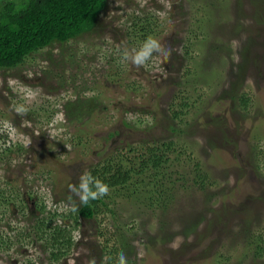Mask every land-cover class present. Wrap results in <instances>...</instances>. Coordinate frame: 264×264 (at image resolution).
Returning <instances> with one entry per match:
<instances>
[{"label":"rangeland","instance_id":"obj_1","mask_svg":"<svg viewBox=\"0 0 264 264\" xmlns=\"http://www.w3.org/2000/svg\"><path fill=\"white\" fill-rule=\"evenodd\" d=\"M136 13L148 43L125 31ZM167 142L160 167L94 189L100 212L47 260L40 199L74 210L100 159ZM0 238V264H264V0H105L0 68Z\"/></svg>","mask_w":264,"mask_h":264},{"label":"trees","instance_id":"obj_2","mask_svg":"<svg viewBox=\"0 0 264 264\" xmlns=\"http://www.w3.org/2000/svg\"><path fill=\"white\" fill-rule=\"evenodd\" d=\"M104 3L105 0H0V68L14 65L53 40L65 41L82 32L94 23ZM150 20L151 16L147 14H131L130 20L124 24L131 43L150 42L147 36L154 28ZM188 68L186 66L184 74L189 72ZM240 104L244 106L246 103L242 99ZM124 123L125 126L131 125ZM168 147V142L154 147L145 143L144 151L138 155L128 146L125 153L111 152L100 159L91 170L90 179L86 180L84 201L74 210L45 209L40 199L37 210L43 215L34 218L33 235L39 239L47 260L56 261L68 254L74 245L72 230L78 217L87 219L100 212L99 204L104 205L103 199L107 196H95L94 189L114 191L127 187L134 173L140 174L149 166L160 167L164 162L161 151ZM134 159L137 163H133ZM68 219L72 223L69 224ZM15 234L22 232L16 231ZM4 244L7 245L6 239L0 238V245Z\"/></svg>","mask_w":264,"mask_h":264}]
</instances>
